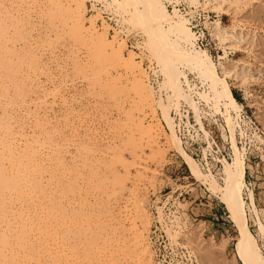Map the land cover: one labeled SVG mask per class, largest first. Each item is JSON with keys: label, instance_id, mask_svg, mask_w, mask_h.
<instances>
[{"label": "rangeland", "instance_id": "1", "mask_svg": "<svg viewBox=\"0 0 264 264\" xmlns=\"http://www.w3.org/2000/svg\"><path fill=\"white\" fill-rule=\"evenodd\" d=\"M106 1L109 2V0H85L87 7L86 17L98 15L96 28L101 31L104 23L108 26V37L112 38L116 35L120 40L125 42L122 54L125 57H129L131 53L134 54L135 61H140L142 70L146 71L147 77L145 76L144 80L148 82L146 80L148 78L147 71L149 70L147 65H154V61L152 63L149 62L150 60L148 61L150 53L142 44L143 36L138 32V28L132 27L128 23L115 22L113 12L107 10L105 7ZM91 4H94V8L91 7ZM233 5L235 6L232 7L234 8L233 12L218 13H223L221 20L227 25L231 24V22L236 24L237 22L234 20L236 18L242 20L243 25L239 26V28H242L240 30L243 31L245 37H243L244 40L241 43L243 44L242 47L245 46L246 48L236 49L228 47V49L233 50L235 53L229 54L227 57L233 60H245L247 64L244 63V65H247L246 67L249 68L245 67L248 70L246 72L251 75L250 77L246 73L248 79L246 78L240 86H236L234 93L239 95V91L237 90L239 88L244 91L246 101L242 103L247 105V109L253 114V119L264 131V83L256 77L257 75L260 76V72L261 75H264V0H239L237 3L235 1ZM68 8L66 0H0V128L4 130L0 129V148L2 147L0 150V167H2L0 169V183L4 187L1 189V193L6 198L4 199L0 196V213L5 208L14 209L20 205L26 206L30 201L32 202V206H34V208H31L32 211L30 209L26 211L29 218L27 216L24 218L25 220L19 216L10 215L6 223L2 221L0 214V232L4 229L7 232L6 239L9 241L8 246L11 245V241L12 243L21 242L24 235V239L27 238L25 246L29 247V249H26V251L25 249H21V243L17 247V250H22L30 256L31 250L35 249V251H39L41 249L42 254L38 255V260L36 258V260L28 258L29 260L27 259L25 264H36L37 262L48 264L46 261L49 259V261L53 259L51 261L52 264H70L69 261L74 264L76 260L75 264H106L103 262L105 259L103 260L102 255H100L101 252H98V243L94 245L90 244L91 234L89 228L92 225H96L95 217L99 213L100 208L102 207L101 210H103V207L108 202L117 197L120 198L119 201L121 203L123 201V205L127 204L128 207L132 204L133 200L134 202L137 200L136 203L138 202L137 204L140 208L146 212L148 228L145 232V238L149 244L148 249L153 256L154 264H199L193 253L194 250L197 256L199 255L200 261L204 259V254L212 252L213 256L207 255V259L209 258L207 262L210 261V264H244L237 253L238 230L229 218V215H227L228 212L225 209V205L209 189L207 190L204 184L194 178L183 159L174 149L165 146L164 142L167 145L165 139L167 133H169L166 125L162 121L160 122L162 130L160 129L157 138V141L160 142L159 145L162 144L160 153L157 152L156 148L153 149L154 147L151 149L152 151L150 147H144V140L138 139L137 135L131 136L129 134V126L126 127V124L122 123L125 120L126 122L129 120L127 116L125 118L126 113L132 109L130 112L136 114L135 116H144L146 125L154 126L156 121L151 116L150 108H145L143 109L144 111L134 108L130 93L126 89L129 76L123 72V67L109 64V60L104 58L101 53L98 54L99 51L92 47L88 34L83 30L81 33L70 26L71 20L66 14ZM86 23H88V20H86ZM247 49L248 51H246ZM217 52L221 53L219 49L211 50L212 59L216 63L219 60L216 56ZM185 70L186 72L189 71L188 73H194L189 68H185ZM162 77L160 73L158 82ZM227 79L230 84H233L234 79L232 77H228ZM152 85L154 90L158 88V84ZM254 88L260 91H254ZM64 106L67 108H64ZM145 110L147 113H145ZM156 113L159 118L160 110L156 109ZM35 119L38 120L36 121ZM13 132L15 135L13 134L12 136ZM8 137L9 139H7ZM11 137L12 139H10ZM250 139L255 148L248 150L246 155V181L242 198L245 201L248 227L255 236L261 253L264 255V233L261 232L259 227L260 223L264 227V135L260 139L250 136ZM5 141L6 143H4ZM23 145L29 149L27 151L31 155L25 150ZM3 146L5 147L4 149ZM19 148L22 149L20 150ZM35 148L36 150L33 151ZM8 152L12 153L8 154ZM22 152H27L28 154H23ZM47 154L52 155L47 156ZM10 155H13L14 158ZM35 155H38L40 158ZM8 159H10L9 162ZM41 159L42 161H40ZM54 160L56 161L54 162ZM11 161L13 165L10 164ZM43 164L46 165L44 166ZM37 167H40V170ZM15 171L20 172L24 179H14L12 176L13 173L15 174ZM37 171L39 175H37ZM213 173L216 179L222 183V172L213 171ZM61 175L62 179L61 177L59 178ZM53 177L59 181L54 180ZM7 178L10 179L9 182L11 184H9V179ZM25 178L29 179V181ZM52 179L54 182H52ZM13 180L19 184H23L24 180L28 192L30 190L33 193L37 188L38 190L34 192V195L26 193L23 194L24 196L22 194L20 196L17 188H11V185H16V182ZM32 180L39 182L33 181L32 183ZM246 182L250 184L247 185ZM28 186L29 189L27 188ZM43 188L44 190H42ZM248 189L252 191V194L254 193L253 206L250 203ZM53 190L55 193L52 192ZM41 193L43 194L41 195ZM44 193L47 194V197H45ZM49 193L53 196L51 197ZM9 194L13 195L10 196ZM62 194H67V197L65 196L64 198L63 196L62 198ZM41 196L44 197L41 198ZM57 196L59 198H56ZM91 197L94 198L91 199ZM39 198H41L40 203L42 206L37 201ZM20 199L21 201H18ZM56 200H58V203ZM42 201H44L43 204ZM66 201L69 205L66 204ZM87 204L89 205L88 208ZM60 206L64 207V209L62 207L60 209ZM35 207L36 209L38 208L37 213ZM98 207L99 210H97ZM159 207L163 214V218L161 219L158 218L157 213ZM52 209L55 213L52 212ZM87 213H90L89 218L86 217L88 216L86 215ZM91 213L94 214L91 215ZM42 215L43 217L46 215L47 218L45 217L43 220H47V222L42 221L37 224V220ZM61 216L64 219L62 221L59 218ZM49 217L51 218L49 219ZM71 218L75 222H72ZM23 221L25 226L23 225ZM67 221L71 225L77 222L76 226L67 224L69 226L67 229L65 226ZM79 221L83 223L79 224L81 223ZM200 221L203 224L199 223ZM59 222H61V225ZM42 223L46 225L44 224V226ZM89 223L90 225H88ZM8 224L11 225L8 226ZM48 224L53 225L51 227ZM197 224L200 228L197 227ZM74 226L76 229H74ZM18 227L19 230H17ZM197 228L199 229L198 231ZM42 229L43 232L40 231ZM94 229L97 228L95 227ZM193 229L196 230V237L193 236L192 240L194 241H189L186 236ZM35 231H38V233ZM21 232L24 234L21 235ZM62 232L67 233L65 235ZM168 232L173 233L175 238L172 239V237L168 236ZM14 233L18 234V238H16ZM49 236L53 238L51 239L53 242L50 241ZM210 237L216 242L224 238L225 246L220 254L218 252L215 254L213 249L211 250V246L208 244ZM63 238L66 240H62ZM84 239L86 243H84ZM45 240L49 242L46 244ZM67 240L71 242L67 243ZM94 241L96 242L97 239ZM1 243L5 245V241ZM1 243L0 245H2ZM78 244L81 246L79 247ZM85 244L89 245L84 248ZM30 245L35 248H31ZM40 246L41 248L39 249ZM88 246L90 247L89 249L86 248ZM9 248L14 251L16 246L13 245ZM42 248H46L49 253L47 251L44 252ZM80 248L81 250H79ZM84 249L87 250L85 251ZM52 250L55 251L53 252ZM8 251H5L7 259L10 256ZM74 255H76V259ZM107 255V264H112L113 257L111 258L109 253ZM71 259H75V261ZM101 259L103 260L102 262Z\"/></svg>", "mask_w": 264, "mask_h": 264}, {"label": "bare ground", "instance_id": "2", "mask_svg": "<svg viewBox=\"0 0 264 264\" xmlns=\"http://www.w3.org/2000/svg\"><path fill=\"white\" fill-rule=\"evenodd\" d=\"M96 1H98V0H96ZM103 1H105V0H103ZM235 1L237 3V1H239V0H188L189 5L190 6L193 5L195 9L201 8L205 12L212 11V12H215V14H216V16L213 19H208L205 16V19L203 20V25L206 27V30H207L208 35L210 36L211 40L215 42V50L219 49L221 51L220 54L218 52L216 54L217 59H219L217 63L212 59V56H211V53L209 52V50H207L206 48H202V47L197 46V44H196L197 36L194 34L192 29L188 25L189 19H188L187 14L181 13V11L176 6H174L172 11H170V10L167 9L164 0H109V2L106 1L107 4H106L105 7H106L107 10L113 12V14H114L113 17L115 18V22L116 21L119 22V23L126 22L130 26L138 28V32L143 36L142 44L146 48V50H148V52L150 53V57L148 58V61L150 60L149 62H151V63L154 61L153 62L154 65H147V68L149 70L147 71L148 72V78H146V80L148 82H145V80H144V77L145 76L147 77V74L145 73L146 71L144 72L142 70V67L140 65V61H138V62L135 61L134 54L131 53L129 55V57H125L122 54V50H123V48L125 46V42L123 40H120L116 35H114L112 38L108 37V26L105 25L104 23L102 25L103 26L102 30L99 31V29L96 28L97 27L96 26V20L98 19V15L86 17L87 7H86V4H85V0H66V3L68 5V7H69L66 14L69 17V19L71 20V25L70 26L72 28L80 31L81 33H82V30H83L86 34H88V36L90 37V40H91L90 43L92 44V47H94L97 51H99L98 54L101 53L104 56V58L109 60L110 61L109 64H113V65H116V66L123 67V72L126 75L129 76V78H128L129 81L126 84V89L130 93L129 95H130V98H132L131 100H132V103L134 104L133 105L134 108L139 109L141 111H144L143 109H145V108H148V109L150 108L149 110L151 111V114H152L151 116H152L153 120L156 121L154 126H152V125L150 126L148 124V122H147V124L149 126L146 125L144 116L143 115H142L143 117H140L139 115L135 116L136 114H133L132 112H130V111H132V109H130V111H128L126 113L125 118L127 116L128 117L127 119H129V120L126 122V120L124 119L126 123L125 122H122V123L126 124V127L129 126V130H128L129 134L131 136L137 135L138 139L144 140L143 141V144H145L144 147L145 146L150 147V150L154 147L153 149L156 148L157 152L160 153L161 152L160 148H161L162 144L159 145L160 142L157 141V138L159 136L158 133L160 132V129H161V126H160L161 123L160 122L162 121L166 125L167 129L169 130V133H167V136H166V139H165L167 141V145H166V142H164L165 146H168L169 148L174 149L176 151V153H178V155L183 159V161L187 165L188 169L190 170V172L194 176V178L197 179L198 181H200L202 184H204L206 186V189L207 190L209 189L225 205V209L228 212L227 215H229V218L233 221L234 225L236 226V228L238 230L237 253H238L240 259L243 261L244 264H264V255L261 253V250H260V248H259V246L257 244L255 236L253 235V233L251 232V230L248 227L247 215H246V209H245V201L242 198V192H243V190L245 188V181H246V178H245V172H246V166H247L246 165V155H247V152L249 150L248 149V145H250V146L252 145L250 136H255V137L260 139L262 137V135H264V134H260V133H255L253 135H248L247 134V137L249 139H246L245 141L243 140V137L245 136L244 129L246 130L250 126L251 121H248V119L243 118L242 114H243V111L245 110V105L242 102L238 101L234 97V95L232 94V91H231L232 90L231 86H233L234 88L236 86H240L245 81L246 78L248 79V77H246L247 76L246 73L248 72L247 69H249V68L246 67L247 65H244V63L247 64V62L245 60H243V59H241V60H233V59H229L227 57L229 54H232V53L234 54L235 53L233 50L228 49V47L229 48H236V49L237 48L238 49L239 48H241V49L246 48L245 46L242 47L243 44L241 42L244 40L243 37H245V36H244L243 31L240 30L242 28H239V26H242L243 23H242V20L240 18H236V19H234L237 22L236 24H234L232 22L229 25L224 24L222 22V20H221L223 13H218V12H231V11L233 12L234 8H232V7H235L233 5V3H235ZM93 6H94V4H91V7H93ZM190 13H192V11H190ZM224 15H226V14H224ZM244 19H246V18H244ZM86 20H88V23H86ZM228 20L230 21L229 17H228ZM246 51H248V49ZM185 68H189V70L193 71L194 73H188L189 71L186 72ZM246 70H247V72H246ZM158 71H160V72H158ZM251 71H253V70H251ZM160 73L162 74L163 77L158 82L159 77H160ZM150 76H151V82H150ZM249 76L251 77V75H249ZM254 76H256V75L254 74ZM228 77H232L234 79L233 84L229 83V81L227 79ZM256 77L259 78V81L264 83V75L263 74L261 75V72H260V76L257 75ZM257 78H255V79H257ZM152 84H154V85L158 84V88H155V90H154ZM114 86H116V85H114ZM114 86H113V88H114ZM32 88H33V86H32ZM121 89H123V87H121ZM121 95H123V94H121ZM127 95H128V92H127ZM244 96H245V93H244ZM245 98H246V96H245ZM29 102L31 103V101H29ZM65 107L66 106H64V108ZM183 108L184 109L187 108V109H189V110H191L193 112V116L195 117L196 124L198 125L199 130L202 132L203 137L207 141V148H208L207 150H210L211 148H213V144L211 142V136H210L211 133H210L209 129H207V127L205 126V121H207V120L210 123H216L217 128H218V130L220 132L221 138L223 140H225L227 142V144L229 145V151H230L229 154H230L231 158L230 159H226V158L221 159L220 158L221 166H219V169L215 170V171H221L222 172V174H223V177H222V181L223 182L222 183H220L216 179V176L214 175L212 169H210L208 171L207 170L203 171L202 167L200 165V162L196 158H194L189 152H187L186 149L184 148V146L182 144V140L179 137V134L177 133L178 131L175 128L177 126V124L175 123V115H173V112L179 114L182 111ZM156 109L160 110L159 118L156 115L157 114L156 113ZM35 110H36V108H35ZM142 113H144V112H142ZM145 113H147L146 110H145ZM251 120L252 121L254 120L253 117L251 118ZM185 122L187 123V121H185ZM33 123H35V122H33ZM255 124L259 127V125L256 123V121H255ZM12 125H14V124L12 123ZM36 125H38V124H36ZM1 127H3V126H1ZM40 127H42V126H40ZM238 128H239V130H238ZM17 129H15V130L17 131ZM259 129L262 130L260 127H259ZM2 131H4V130H2ZM6 131H7V129H6ZM7 132H9V131H7ZM13 134H14V132L12 133V136H13ZM239 134H241V135H239ZM239 136H241V138ZM7 139H9V137ZM10 139H12V137ZM23 139H24V137H23ZM239 139L241 140L240 144L238 142ZM30 140H32V139H30ZM7 141H9V140H7ZM17 141H18V139H17ZM33 141H34V139H33ZM25 142H27V141L25 140ZM4 143H6V141ZM31 143H32V141H31ZM24 147H23V149H24ZM4 148L5 147L3 146V149ZM1 149H2V147L0 148V150ZM27 149L28 148L25 147L26 151H27ZM35 150H36V148L33 149V151H35ZM33 151H32V155H33ZM14 152H13V154H14ZM27 152H25V153L22 152V153L26 154ZM203 152H204L203 157L205 159H207V151H206L205 148H203ZM11 153L8 152V154H11ZM36 153H38V152H36ZM45 154H46V152H45ZM52 154H50V155H52ZM50 155L47 154V156H50ZM10 156L13 157V155H10ZM35 156H38V155H35ZM7 157H9V156H7ZM25 157H26V155H25ZM214 158H217V157L214 156ZM9 160L10 159H8V162H9ZM56 160H54V162ZM59 160L61 161V159H59ZM40 161H42V159ZM20 162H22V161H20ZM43 163H46V162H43ZM10 164H12V161L10 162ZM39 165H41V164H39ZM50 165H51V163H50ZM55 165H56V163H55ZM89 165H91V164H89ZM26 166H28V165H26ZM51 166H50V168H52ZM11 167H13V166H11ZM1 168L2 167H0V169ZM37 168H34V169H37ZM39 168H38V170H40ZM53 170H54V167H53ZM10 171H11V169H10ZM26 171H27V168H26ZM26 171H23V172H26ZM30 171H31V169H30ZM34 172H36V171L34 170ZM48 172L50 173V171H48ZM28 173H30V172H28ZM41 174H43V173H41ZM37 175H39L38 171H37ZM53 175H54V173H53ZM62 175L59 176V178L61 177V179H62ZM64 175H66V174L64 173ZM67 176H66V178H67ZM12 177L14 179H17V180L24 179V178H22L23 177L22 174H20V172H16V171H15V174L13 173ZM37 177H39V176H37ZM7 179H9V178H7ZM64 179H65V177H64ZM64 179H63V181H64ZM69 179H70V177H69ZM69 179H67V181H69ZM49 180H51V179H49ZM54 180H56V179L54 178ZM9 181H10V179L8 180V182ZM27 181H29V179ZM33 181H35V180H32V183H33ZM14 182H16V181H14ZM35 182H39V181H35ZM52 182H54L53 179H52ZM9 184H11V183L9 182ZM61 184H62V182H61ZM246 184H247V182H246ZM7 185H8V183H7ZM27 185H28V183H27ZM41 186H42V184H41ZM3 188H4L3 185H1V183H0V196L2 198L6 199L4 197V195L1 193V189H3ZM11 188L12 189L13 188H17L20 196H21V194L23 195V194L27 193V194L30 195V193H32V192H30V190L28 192V190L26 189V182H24V180H23V184H19L18 182H16V185H13V186L11 185ZM27 188L29 189V186ZM65 188H66V186H65ZM57 189H58V187H57ZM37 190H38V188H37ZM37 190L34 191V192H37ZM42 190H44V188ZM66 191H67V189H66ZM34 192L32 193V195L35 194ZM52 192L55 193L54 190ZM39 193H37V194L39 195ZM50 193H49V195L52 197L53 195H51ZM15 194H16V192H15ZM42 194L43 193H41V195ZM11 195H13V194H11ZM44 195H46L45 197H47V194L44 193ZM58 196H59V194H58ZM58 196L56 198H59ZM63 196L65 198V196L67 197V194L66 195L62 194L61 197L63 198ZM98 196H96V197H98ZM248 196H249V199H250V203L253 206L254 205V203H253V194H252V191L250 189H248ZM34 197H36V196H34ZM43 197L41 196V198H43ZM41 198H39V200H37L39 203L41 201ZM62 198H61V200H62ZM93 198L91 197V199H93ZM11 199H12V197H11ZM119 199L120 198L114 197L108 203L105 201L107 204L105 205L103 203L105 205V207H103L104 208L103 210H101V208H102L101 206H100L101 207L100 210H99V207H98L97 210H99L98 211L99 213L96 214L97 211L95 213L96 217H97V218L95 217L96 225H92L89 228L90 229L89 231H90V234H91L90 235V240H89L90 244L94 245V244L98 243V245H97L98 246V250H99L98 252H101L100 255H102V259L103 260L105 259L104 261L101 259V262L103 261L106 264H107L106 257L108 256L107 255L108 253L111 256V258L113 257V260L110 258L113 261L112 264H119V263H123V264H154L153 256L150 253V250L148 249V245L149 244H148V242H147V240L145 238V232H146V230L148 228V220L146 218L147 214H145L146 212H144L140 208V206L137 204L138 202L136 203L137 200L135 202L133 200V202H131L132 204L129 203L131 205L128 207L127 204L123 205L122 204L123 201L121 203L119 201ZM134 199H136V198L134 197ZM49 200H51V199H49ZM88 200H89V198H88ZM96 200H98V199H96ZM18 201H21V199L18 200ZM57 201L58 200H56V202ZM43 202L44 201H42V204H43ZM82 202H83V200H82ZM31 203L32 202L30 201V202H28L26 204V206L20 205V206L14 208V209H10V208H8V209L5 208L4 210L2 209V211L0 213L2 221L6 222L8 216H10V215L19 216L22 219H24L25 217L28 216L26 211H28L29 209H30V211H32L31 208H34V206H32ZM97 203H98V201H97ZM66 204L69 205V203H67V201H66ZM38 205H37V207H38ZM40 205H41V203H40ZM41 206H40V209H41ZM53 207H56V206H53ZM61 207L62 206H60V209H61ZM88 207H89V205L87 206V208ZM62 208L64 209V207H62ZM35 209H36V207H35ZM37 209H36V213L38 212ZM40 209H39V211H40ZM53 209H52V212L55 213V211H53ZM42 210H44V209L42 208ZM46 210H47V208H46ZM70 210H72V209H70ZM70 210H68V211H70ZM89 210H87V211L89 212ZM157 210H158V212H157L158 213V218L159 219L163 218V214L161 212L160 207ZM68 211H66V212H68ZM56 213L58 214V212H56ZM59 213H60V211H59ZM72 213H74V212H72ZM76 213H77V210H76ZM40 214H42V213H40ZM68 214H70V213H68ZM89 214L87 213L86 215H88V216H86V217L89 218ZM92 214H94V213H91V215ZM48 215H50V214H48ZM73 215H75V213ZM44 216L46 217V215H44ZM62 216L59 217V218H61V221L63 219ZM75 216H73V217H75ZM45 217H43V215H42V217H40L39 220H37L36 223L39 224L42 221H46L47 222V220H43ZM51 217H49V219ZM64 217H65V215H64ZM28 218H29V216H28ZM53 219H55V218H53ZM72 220H74V219L71 218V221ZM52 221H54V220H52ZM72 222H75V221H72ZM79 222H81L79 224L83 223L82 221H79ZM60 223L61 222H59V224ZM76 223H74L72 225H75ZM199 223L203 224L202 221H200ZM67 224H69L68 221H67V223L65 225L66 228L69 227V226H67ZM10 225L8 224V226H10ZM13 225H15V224H13ZM20 225H21V223H20ZM23 225L25 226L24 221H23ZM51 225H53V224H51ZM51 225H49V226H51ZM69 225L72 226L71 224H69ZM88 225H90V223ZM5 226H7V225H5ZM75 226H74V229H76ZM78 226H77V228H78ZM19 227L17 228V230H19ZM95 227L97 229H94ZM197 227L200 228L199 225ZM259 227H260L261 232L264 233V227H263V225L261 223L259 224ZM10 228H12V227H10ZM25 228H24V230H25ZM27 228H28V226H27ZM198 228H197V231L199 230ZM7 229H9V228L7 227ZM13 230H14V228H13ZM60 230L62 231V229H60ZM40 231L43 232V229L40 230ZM40 231H39V233H40ZM56 231H58V230H56ZM56 231H54V232H56ZM195 231L196 230L193 229L190 232V234L188 236H186L189 241H194L192 239H193V236L196 237L195 236V234H196ZM35 232L38 233V231H35ZM6 233L7 232L5 231V229L2 232H0L1 242L5 241V245H3L4 243L2 244L0 242L2 244V245H0L1 246L0 247V264H25V261H27L28 258H34V259L36 258L37 260L39 259L38 255L42 252L41 249H40L41 246L39 247V249H40L39 250L40 252H39L38 250L35 251V249H34L35 247L34 246L30 245L31 248L34 247L33 248L34 250H31L30 251L31 253L29 252L30 256L27 255L22 250H17L18 249L17 247L21 243H22V245H21L22 248L21 249H25V251H26V249H29V247L25 246V244L27 243L26 242L27 238L24 239V235H23L24 233L22 234V232H21L20 234L23 235V240L24 241L21 238H20L22 240L21 242H19L17 240L18 241L17 243H12V241H11L10 242L11 243L10 246H13V245L16 246V248H14L15 250L13 251V250H11L9 248L10 246H8L9 241H7V239H6L7 238L6 237ZM37 233H36V235H37ZM65 233H67V232H64L63 234H65ZM69 233H71V232H69ZM168 233H169L168 236L172 237V239L175 238L173 233H171V232H168ZM14 235H16V238H18L17 237L18 234L14 233ZM73 235H74V233H73ZM8 238H9V236H8ZM83 238H85V237H83ZM47 239H49V238H47ZM51 239H53V238L50 237V241H51ZM95 239H97L98 242L97 241L95 242L94 241ZM62 240H64V238ZM73 240H75V239H73ZM45 242H46V240H45ZM47 242H49V241H47ZM47 242H46V244H47ZM51 242H53V240ZM66 242L70 243L71 241L68 242V240H67ZM84 243H86V240H85ZM52 244H54V243H52ZM71 244H73V243H71ZM208 244H210L211 250L213 249V252H215V254L217 252L220 254L221 250L225 246L224 245L225 244V240L223 238V239L219 240L218 242H216L215 240H213L212 237H210V240H209ZM87 245H89V244H85L84 248ZM78 246H79V244H78ZM62 247H63V245H62ZM81 248L79 250H81ZM86 248L89 249L90 247L88 246ZM8 249H10V251H8ZM42 250H44V252L47 251L46 248L45 249L42 248ZM5 251H8L10 253V256L8 257V259H7V253ZM194 251H193V253L196 256V260L198 261L197 263H199V264H210L211 263L210 261H208L209 263L207 262V260L209 259V258L207 259V255L208 254L212 255L211 251H210L211 253L208 252L207 254H204V256H203L204 259H202L201 261L199 260V255L197 256V254ZM59 253H61V252H59ZM94 253H96V252H94ZM68 254H70V253H68ZM74 256H75V259H76V255H74ZM65 257H66V255H65ZM68 257H69V255H68ZM75 259H73V260L71 259V260L75 261ZM46 260H47V258H46ZM49 260H47L46 262L48 264H52L51 261L53 259L51 261H49ZM76 262H77V260H76ZM42 263H43V261H42ZM60 263H61V260H60ZM69 263L73 264V262L71 263L70 261H69ZM36 264H40V262H37Z\"/></svg>", "mask_w": 264, "mask_h": 264}, {"label": "built area", "instance_id": "3", "mask_svg": "<svg viewBox=\"0 0 264 264\" xmlns=\"http://www.w3.org/2000/svg\"><path fill=\"white\" fill-rule=\"evenodd\" d=\"M166 7L168 10L172 11L173 7L176 6L181 13L187 14L188 16V25L197 36L196 44L199 47L206 48L211 53V50H215V42L211 40L206 27L203 25V20L206 18L213 19L216 14L212 11L205 12L201 8L195 9L194 6H190L188 0H164ZM192 11V13H190ZM206 14V15H205ZM217 50V49H216ZM239 91V95H236L235 98L240 102H245L246 98L244 96V92L242 89H237ZM260 91L259 89H255L254 91ZM234 93V88H233ZM175 115V123L177 126L175 127L178 131L179 137L182 140V144L187 152H189L194 158H196L202 167L203 170L212 169L215 171L219 169L221 166V159H230V151L229 145L225 140H223L220 136V132L217 128L216 123H210L208 120L205 121V126L209 129L211 133V142L213 144V148L207 150V141L203 137L202 132L199 130L198 125L196 124L195 117L193 116V112L187 108H183L182 111L177 114L173 112ZM243 118L251 121L250 126L245 130L243 140L249 139L248 135H253L255 133L264 134L262 130L255 124V121L251 120L253 114L247 109V105L245 104V110L243 111ZM187 121V123L185 122ZM239 130V128H238ZM241 135V134H239ZM241 138V136H239ZM239 144L241 140L239 139ZM203 148L207 151V159L203 157ZM253 145H248L249 150H253ZM216 156L217 158H214ZM250 183H248L249 185Z\"/></svg>", "mask_w": 264, "mask_h": 264}, {"label": "crops", "instance_id": "4", "mask_svg": "<svg viewBox=\"0 0 264 264\" xmlns=\"http://www.w3.org/2000/svg\"><path fill=\"white\" fill-rule=\"evenodd\" d=\"M233 88H234V87H232V90H231V91H232V94H233ZM253 194H254V193H253Z\"/></svg>", "mask_w": 264, "mask_h": 264}, {"label": "trees", "instance_id": "5", "mask_svg": "<svg viewBox=\"0 0 264 264\" xmlns=\"http://www.w3.org/2000/svg\"><path fill=\"white\" fill-rule=\"evenodd\" d=\"M234 97L236 96L235 93H233Z\"/></svg>", "mask_w": 264, "mask_h": 264}]
</instances>
